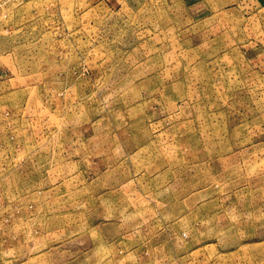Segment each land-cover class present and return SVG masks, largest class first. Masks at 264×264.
<instances>
[{"label":"rangeland","instance_id":"1","mask_svg":"<svg viewBox=\"0 0 264 264\" xmlns=\"http://www.w3.org/2000/svg\"><path fill=\"white\" fill-rule=\"evenodd\" d=\"M0 264H264V0H0Z\"/></svg>","mask_w":264,"mask_h":264}]
</instances>
